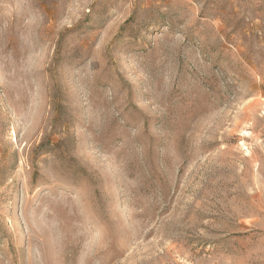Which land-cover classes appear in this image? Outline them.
Listing matches in <instances>:
<instances>
[{
    "label": "rangeland",
    "instance_id": "1",
    "mask_svg": "<svg viewBox=\"0 0 264 264\" xmlns=\"http://www.w3.org/2000/svg\"><path fill=\"white\" fill-rule=\"evenodd\" d=\"M0 264H264V0H0Z\"/></svg>",
    "mask_w": 264,
    "mask_h": 264
}]
</instances>
